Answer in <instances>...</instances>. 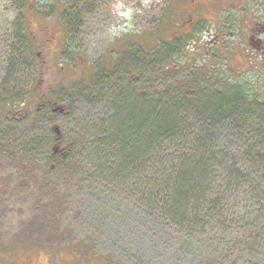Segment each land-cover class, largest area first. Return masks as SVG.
<instances>
[{
    "label": "rangeland",
    "instance_id": "1",
    "mask_svg": "<svg viewBox=\"0 0 264 264\" xmlns=\"http://www.w3.org/2000/svg\"><path fill=\"white\" fill-rule=\"evenodd\" d=\"M25 1L0 0V100L7 99L10 94L24 96L28 93L32 96L34 92L38 93L37 100L32 97L29 100L31 108L26 106L25 111H22L27 118H34V112L42 104L39 99L41 95L60 87L73 89L82 81H90L98 72L107 71L111 74L129 44H138L152 51L159 47L157 40L161 44H169L180 39L189 41V37L193 36L181 55L155 70H148L153 75H147L148 81L154 82L157 88L164 83L182 88L183 92L199 87L208 89L212 94L218 91L220 95H228L234 87L249 91L253 89L252 81L256 73L251 71L252 50L245 44L246 34L251 17H264V0H205L207 3L202 0H28L31 5L34 2L36 10L30 9L29 4L25 9ZM75 2L79 3L80 10L89 2L90 12L80 29L69 37L67 23L59 18V14ZM192 3L208 8L205 15L207 21L203 24L204 35H184L189 33L186 31L192 18ZM245 5L248 10L243 14ZM52 7H55L56 12L49 18L37 14V10L49 14ZM180 30L183 35H179ZM218 30L224 37L222 46L216 52L222 54L218 61L213 56H207L204 51H199L196 46H191L195 42L201 46L202 40L215 35ZM129 77L125 79L129 80ZM161 77L164 80L161 81ZM115 83H112L115 88L106 94L109 98L117 97L121 90L127 89V81ZM150 85H140L138 93L150 95ZM93 86L92 90H95ZM134 95L127 94L125 111L132 109ZM120 104L123 106V102ZM104 105L88 107L81 101H75L68 110L72 117L57 118L55 123H42L36 131L37 138H43L39 157H46L51 141L57 137L62 139L60 148L63 144L66 147L67 142L80 133L79 124L86 125L91 113L100 115L94 121L105 116L110 120L114 113L111 107L105 106V109ZM196 110L185 109V115L179 112V118L186 119L190 125L194 118L191 112ZM0 116L2 119L5 117L1 113ZM23 119L24 116L20 115L18 121ZM262 119L264 117L256 118L251 126L259 129ZM218 134L215 141H220L227 148L231 143L225 144L224 141H232V148L236 150L232 153L242 163L247 144L249 141L253 143L254 135L248 129L236 133L229 126ZM93 135H96L95 131ZM178 141H191V137L188 134ZM169 147L179 149L172 144ZM18 157L24 162L17 159L12 167H9V160L0 157V249L14 248L15 243V249L34 251L37 249L34 241L38 235L53 240L58 238L59 249L67 250L61 254L64 263L60 253H55L59 264H85L90 258L93 259L92 264H211L215 251L212 239L217 237L222 242L217 253L223 255L226 261L231 259L234 264H264V260H255L256 256L264 255V247H261V252H249L247 242L242 239V231L238 229L252 216L260 218L258 224L264 226V215L261 213L258 216L257 210L245 200L243 193L251 188L260 190L258 183L264 181L244 184L251 181L253 177L248 176L254 174L253 171L246 172L250 169L245 163L242 169L244 179L233 193L239 205L234 213L237 215V224L226 222L218 229L208 223L197 237L189 234L192 230L188 225L167 232L157 223H148L141 213L144 211L136 203L144 194L141 185L119 182L114 186L110 179L111 172H99L95 165H90L86 175L93 176L92 181H85L71 192L72 198L63 220L49 223V234L42 236L35 232L40 224L31 227V223L37 221L33 211L38 203L37 192L41 188L33 183L40 178L38 175L37 178H27L32 183L21 185L20 182L25 178H21L23 175L19 170L22 167H27L25 171L34 170V165L29 163L32 162L30 156L27 161L23 155ZM159 173L162 172L154 170L151 176L157 177ZM6 191L9 195H5ZM30 235L34 236L32 243H28ZM233 244L235 248L229 254ZM226 253L230 256H225ZM42 262L45 264V261Z\"/></svg>",
    "mask_w": 264,
    "mask_h": 264
},
{
    "label": "trees",
    "instance_id": "2",
    "mask_svg": "<svg viewBox=\"0 0 264 264\" xmlns=\"http://www.w3.org/2000/svg\"><path fill=\"white\" fill-rule=\"evenodd\" d=\"M28 4V0L23 3L25 9ZM78 4H69L59 14V18L67 23L69 37L80 29L90 12L89 2H86V9L81 10ZM29 8L36 10L34 2L29 4ZM55 10L52 7L49 14L37 10V14L46 18L54 15ZM189 41L180 39L161 44L157 40L159 47L152 51L138 44H129L111 74L98 72L90 81H82L73 89L60 87L41 95L42 104L34 112V118H27L22 111L26 106L31 108L29 100L31 97L37 100L38 93L34 92L32 96L28 93L24 96L10 94L7 99L0 100L2 116L13 119L18 112L14 120L9 119L12 122L0 118V156L10 155L7 160L14 163L17 159L24 162L19 155H23L25 160L30 156L32 162L29 163H33L32 168L39 173L41 180L36 198L38 203L33 211L37 221L31 223V227L40 224L35 232L45 236L51 229L48 228L49 223L63 220L72 198L71 192L94 178L86 175L90 165H95L99 172H111L114 186L119 182L141 185L144 194L136 201L144 211L140 212L148 223H157L167 232L188 225L192 230L189 234L197 237L208 223L218 229L226 222L237 224L234 213L239 205L233 193L244 179L243 164L249 166L247 173L254 172L248 176L253 177L252 180L244 184L264 181V119L259 129L251 126L256 118L264 117V112L253 111L251 90L234 87L228 95H220L218 91L212 94L208 89L197 87L194 95L190 96L175 85L162 83L157 88L154 82L150 83L147 75L152 73L148 70L163 66L181 55ZM128 75L129 80L125 79ZM124 80L127 81V89L121 90L117 97L109 98L107 92L115 88L112 83L122 84ZM92 84L95 90H92ZM140 85H150V95L139 94L137 88ZM209 89L214 91L211 87ZM128 93L135 95L132 109L125 111ZM75 101H81L88 107L105 104L104 107H111L114 116L109 120L104 115V118L94 121L100 115L91 113L86 120L87 126L80 123V133L67 142L66 147L63 144L60 148L62 139L58 141L57 137L51 141L46 157L40 158L38 152L43 138H37V128L46 121L55 123L57 118L72 117L68 110ZM185 109H198L191 112L194 118L190 125L186 119L179 118V112L185 115ZM20 115L24 119L19 122ZM228 126L236 133L248 129L254 135L253 143L249 141L247 144L242 163L232 153L236 152L232 141H224L225 144L231 143L228 148L215 141L220 130ZM94 131L96 135H93ZM188 134L191 141H178ZM20 138L23 141H19ZM171 144L179 149L169 147ZM11 155H16V158ZM154 170L162 173L157 177L151 176ZM262 185L264 183H258L260 190L251 188L243 192L245 200L257 210L258 216L264 215ZM259 220L258 217H248L245 224L238 227L242 231V239L249 246L247 250L252 253L261 252V247H264V226L258 224ZM262 221L264 223V217ZM44 238L51 240L50 245L53 243V238ZM212 242L215 251L211 264H234L231 259L226 261L223 255H218L222 242L217 237H213ZM231 246L229 254L235 244ZM255 260H264V255L256 256Z\"/></svg>",
    "mask_w": 264,
    "mask_h": 264
},
{
    "label": "flooded vegetation",
    "instance_id": "3",
    "mask_svg": "<svg viewBox=\"0 0 264 264\" xmlns=\"http://www.w3.org/2000/svg\"><path fill=\"white\" fill-rule=\"evenodd\" d=\"M203 3H207V1L202 0ZM264 2V1H263ZM242 3V2H241ZM196 7V8H195ZM264 8V6H263ZM248 6L243 7V14L247 12ZM208 13V8H202L201 6L193 5L191 8V14L192 18L189 21V28L185 33L186 34H198L203 35L205 34L204 29V22H206L205 15ZM219 10H217V19L219 17ZM220 18V17H219ZM258 18H262L261 20ZM186 29V27H185ZM179 35H183L182 30L178 31ZM206 38V37H204ZM223 35L218 30L215 35H212L210 38H207L205 41L202 40L201 46L197 45V43H193L191 46L193 48L196 46L199 51H204L207 56H213L214 60H219V57L222 56L219 52L216 53L219 48L223 44ZM246 45L250 47L252 50L251 54V62H252V72L256 73V77L252 81L253 83V89L250 91L252 94V103H253V111L256 113H263L264 112V17L261 15H257L254 17H251L250 19V27L246 34ZM174 42V41H173ZM215 50V52H214ZM192 90L185 92L187 95H194L195 90L194 88H191ZM1 118V116H0ZM6 120L9 121L10 116L4 117ZM58 132V129L56 130ZM58 141H61V138H57ZM57 155V154H56ZM65 156V154H61ZM10 155L0 156L3 158V160H7ZM11 157L16 158V155H11ZM1 160V161H3ZM10 165L9 167H12L15 165L14 162L10 161L8 162ZM22 170H19L20 174L23 175L21 178H25L24 181L20 182L21 185L26 183H32V180H29L27 178H37L36 176L39 174L37 171L34 170L25 171L26 168L22 167ZM40 180L35 181L33 183L34 186H39ZM12 184V182H10ZM5 195H9L8 191H6ZM25 237L27 235H24ZM31 239L28 240V243H32L34 241V236L30 235ZM37 239L34 241L36 245L34 251L32 249L28 250H21V249H15V243L13 244L14 248H4L0 249V264H43L42 261H45V264H59L55 258V253H60V257L62 259L61 254L66 253L67 250L65 249H59V240L58 238L53 240L55 245H50V241L46 238H40L38 235H36ZM27 239V238H26ZM15 242V241H14ZM18 242V241H17ZM29 247V246H28ZM31 247V246H30ZM90 258V256H88ZM64 263V260H61ZM93 259H88L85 264H92Z\"/></svg>",
    "mask_w": 264,
    "mask_h": 264
}]
</instances>
